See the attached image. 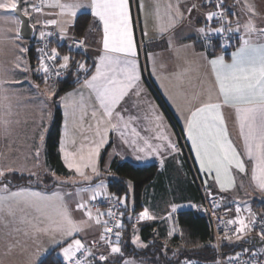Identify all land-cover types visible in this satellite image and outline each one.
Segmentation results:
<instances>
[{
    "label": "crops",
    "instance_id": "crops-1",
    "mask_svg": "<svg viewBox=\"0 0 264 264\" xmlns=\"http://www.w3.org/2000/svg\"><path fill=\"white\" fill-rule=\"evenodd\" d=\"M38 1L40 0H37V2ZM50 2L51 0H44L42 10L38 11L43 12L40 17L42 24L39 32H44V37L58 33V37L55 38L56 41L60 44L65 43L68 45L69 39L73 35V26L77 17L83 13L91 15V10L89 8H82L77 12L76 17L71 19V22L65 23L68 18L59 15V9L46 6ZM82 2L87 4L88 0H82ZM159 3L161 5V12L164 11L165 5L172 3L174 5L178 4L180 11L183 13V17L177 18L175 26L164 33L163 36H160L155 30L157 0H129L130 22L133 31L136 56L128 57V59L135 61L140 80L137 87L131 90L114 110L115 113H119L124 117V121L120 123L118 131L111 130L107 133V142L100 148L99 156L96 158V167L99 175L94 174L90 168L84 169L86 175L90 177L89 180H85L83 177L77 175L74 169H69L66 166L64 154L61 152V142H66L65 109L61 98L73 92L77 94L83 92L84 95L87 96L88 90L83 89L81 87L82 83H80L59 96L55 93V97H52L53 99L51 100L48 98L49 96L47 97L46 94H44V81L42 83L37 82L34 78L35 74L32 73L30 84L27 85L25 89L28 92L23 96L22 100V103L26 105L25 108L29 116L27 121H29V123L33 122L32 124H34V121H37L36 118L43 115L39 113L47 109L46 113L48 111V116H50L48 125L51 126L54 120L55 104L58 103L57 105L62 113V126L58 151L68 174H55L47 163L46 139L52 126L24 127L26 128L25 132L27 137H31V140H27L26 145L29 149H32L33 153L31 156L34 163L36 165L42 164V168L46 166V172L38 173L40 175L39 178L42 179L49 175L52 181L48 186L44 185V187L26 186L17 189H11L9 187V190L17 191L25 189L39 191L49 196L58 192L63 196L69 209L72 210L74 219L77 221L87 220L84 211L75 210L76 205L79 203L74 198L77 193V188H86L85 182L92 183L98 179H103V181L107 183V178H117L111 168L115 161L119 163H129L137 168L157 166L159 176L154 183L150 185L149 194L151 196L152 192H155L157 195H161L162 197L165 196L166 201L164 202H166V204L171 203V207L165 211L162 210V205H159L161 201L156 199V207L153 211H159V209H161L163 214L160 216L161 214L156 215L155 212H153V219L146 224L150 225L152 233L159 231L162 239L161 241L164 244V242H168L169 239L172 241L173 238L182 236L180 231L179 233H175L172 237H170L168 232L169 227H175L179 230L176 221V216L179 212L192 211L203 215V195L207 197H219L221 199V205L231 209L235 220L237 217H243L246 222H248L255 215L264 212V193L260 192L251 180V162L244 156L243 140L240 136L238 123L233 110L225 107L222 109V112L225 117L229 138L232 140L237 151L241 154V158L244 159L245 162L244 173L239 172L235 168L232 169V175L235 180L234 187H231L227 191H221L219 184L215 182V174H208L200 170L199 163L196 161L195 152L192 149L191 141L187 139L185 117L189 115L190 109H194L199 104V101L191 100V97L195 93H203L201 99H204L207 90L212 88L214 84V76L211 73L209 60L223 56L226 62H230L231 54L236 49L229 53V59H227L224 54H218L216 56L209 55V50L211 48L202 44L203 38L198 32V29H207L209 26L210 21L207 20L208 13L204 10H191V12H189V8L192 7L195 0H159ZM245 3L255 8L257 15L252 17V20L256 26L258 28L264 27V0H239V2L238 0H229L228 8L231 13L232 28L238 38L245 34L243 25L250 18V14L243 6ZM37 5L38 4H36V6ZM173 15H175V13H173ZM52 20L57 21V23H47ZM237 26H239L240 31H235ZM62 27L64 28L63 34L61 33ZM145 32L147 35H145ZM34 36H36V32ZM84 38L88 47L85 51L84 58L90 62L94 68V65L98 63L99 56L103 54V28L98 19L92 15L90 26ZM255 38L256 37L253 36V39ZM169 41H171V46H169ZM177 48L181 49V55L183 57L191 61V71L188 73L187 77L190 83L185 84V91L187 93L186 98L177 97L176 88L174 86L175 81L172 79L174 73L181 71L182 68L188 67L184 64L183 59H178L176 54ZM37 85L38 87H36ZM137 91H139V95H136ZM43 101L45 103H43ZM157 113L163 117V127L160 129H158L153 122V117ZM113 122H116L115 115ZM94 123L95 121L91 119V113L89 111L88 115L84 117V127L87 128L89 124ZM125 123L127 124V128L124 127ZM133 129H135V132L139 135H134ZM68 131L75 135L77 144H79L82 137L79 130L73 129L71 117L68 118ZM121 132L124 133L123 138L120 135ZM161 134L166 135L172 143L177 146L179 151L172 153L170 149L166 147L168 140L155 139L157 135ZM85 135L91 138L93 133L89 132L85 133ZM41 137H43V139H41ZM125 140L128 141L127 144L124 142ZM133 140L141 147L144 146V141L147 140L153 147L160 145L161 150L157 154L145 156L144 153L134 151L132 146ZM66 147L68 150L73 149V146L67 144V142ZM37 151L39 152V156H37ZM146 151L150 150L146 149ZM137 156H141L143 159L138 160ZM19 171L13 173L29 176H31V174L35 175V173L25 170ZM64 176H73L72 178L78 180V182L71 184L70 182L62 181ZM82 178L83 182H81ZM49 187H52V189H49ZM3 194V186H1L0 195ZM106 194H109L107 186L100 196ZM88 203H86V205ZM127 205L131 208L129 201ZM146 205H149V202H146ZM173 207H175V211H173ZM237 208L240 209L239 213H237ZM142 210L143 208L139 212L141 213ZM93 211V219L82 225V232L77 233L75 237L67 238L68 241L73 238L80 239L86 248L100 241L101 233H103L102 225L107 219L108 212L103 208ZM171 213L174 215V217H172V222L167 219ZM35 216V212L27 210L25 212H17L15 218L5 217L4 220H0V264H40L52 253L57 257L58 250H61V248L55 245V241L51 237L44 235L33 238L30 225L22 222L23 218L35 222ZM97 217H99L101 221L99 225L95 223ZM17 229L20 231H17ZM25 231L29 232V235H24ZM250 235L251 234L246 233L242 235L240 239L236 238L228 245L241 243L245 239H248ZM56 239L64 238L57 234Z\"/></svg>",
    "mask_w": 264,
    "mask_h": 264
},
{
    "label": "snow or ice",
    "instance_id": "snow-or-ice-1",
    "mask_svg": "<svg viewBox=\"0 0 264 264\" xmlns=\"http://www.w3.org/2000/svg\"><path fill=\"white\" fill-rule=\"evenodd\" d=\"M46 6L59 9V15L68 18L65 23L71 22V19L75 18L77 12L82 8H89L91 15L98 19L103 28V54L99 56L98 63L94 65V72L82 63L78 66L80 71L86 73L81 87L88 90V95L85 96L83 92L78 94L73 92L61 98L65 109L66 142L73 146L72 150H68L66 142H61V152L64 154L65 164L69 169H74L77 175L89 180L90 177L86 175L84 169L90 168L94 174L99 175L96 158L99 156L100 148L107 142V133L111 130L118 131L120 123L124 121V117L115 113L114 110L123 98L137 87L140 80L135 61L128 59V57L136 56L129 0H88L87 4L82 0H63V2L62 0H51ZM243 6L250 14L249 20L243 25L245 34L239 37V46L232 52L230 62H226L223 56L209 60L211 73L214 76L213 87L207 90L204 99H201L203 93H195L191 97V100L199 101V104L189 110V115L185 117V128L187 139L191 141L200 170L208 174L214 173L215 182L219 184L221 191H227L235 186L232 169L235 168L241 173L245 172L244 159L241 158V154L229 138L222 112L225 107L233 110L243 140L244 156L251 162V180L255 187L264 193V27L258 28L252 20V17L257 15L255 8L247 3ZM194 7L195 5H192V8ZM216 7L221 11L208 13L207 20L211 21L214 17L219 16L222 22L226 21L223 0H219ZM32 10L40 11L35 5H32ZM191 10L189 8V12ZM21 15L29 16L28 9L21 7V0H0V16L6 20L10 19L17 25L14 36L0 35V43L4 41L14 43L22 38L21 28L24 21L21 19ZM182 17L183 13L178 4L168 3L164 6V11L161 12V5L157 0L155 30L160 36L175 26L177 18ZM47 23L56 24L57 21L52 20ZM232 31L230 22H227V26L221 23V26L212 29H198L206 43L210 34L220 35L223 40L222 46L228 44L223 34ZM235 31H240L239 26ZM63 32L64 28L62 27L61 33L63 34ZM145 35H147L146 32ZM44 36L45 33L41 32V39ZM253 36L256 38L253 39ZM16 46L18 47V45ZM169 46H171V41H169ZM19 50L20 52L26 51L23 47H20ZM176 54L178 59H183L184 64L188 67L174 73L172 79L175 81L177 97L186 98L185 84L190 83L187 77L191 71V61L181 55L179 48H177ZM58 55L56 49H52L48 59L55 60ZM69 59V56H63V63L60 67L66 69ZM16 67L21 71L28 70L21 68L20 64H16ZM40 70L45 74L49 73V66L44 63L43 56L40 57V67L37 71ZM56 75L59 76L60 73L57 72ZM12 82L20 83V81L0 79V125L5 131H7L10 121L4 117L11 115L10 96L8 95L10 89L6 85ZM139 94L137 91L136 95ZM89 111L91 119L95 123L89 124L85 128L83 121ZM114 115L116 122H113ZM69 117H71L73 129L80 131L82 139L79 144H77L75 135L68 131ZM153 122L158 129L163 127V117L158 113L153 117ZM124 127L127 128L126 123ZM89 132L93 133L91 138L85 135ZM133 134L139 135L135 129H133ZM120 135L123 138L124 133L121 132ZM155 139L168 140L166 147L172 153L179 151L166 135H157ZM124 142L128 143L127 140ZM132 146L135 152L144 153L145 156L157 154L161 150L160 145L153 147L147 140L144 141L143 147L137 145L133 140ZM146 149L150 151H146ZM37 156H39L38 151ZM137 159L140 160L143 157L137 156ZM12 170L11 168L7 169V171ZM4 176L5 169L0 168V178ZM103 189L104 185L100 184L94 189L90 187L78 189V194L85 191L91 192V199L95 200L102 194ZM3 191L4 194L0 195V220H4L5 217L15 218L17 212L31 210L36 213L35 222L26 218H23L22 222L30 225L33 238H38L41 235L51 237L55 241V245L61 248L57 257H62L63 264H92L91 261L82 260L77 256V253L81 252L85 257L93 256L90 249L86 248L80 239L67 240V238L75 237L77 233L82 232V225L93 219L91 209L85 203H78L75 210L84 211L87 220L77 221L63 196L58 192L49 196L39 191L25 189L10 191L7 184L3 185ZM120 203L123 204L124 200L121 199ZM175 210L173 207V211ZM239 212L240 209L237 208V213ZM107 215L112 216L113 213L109 211ZM139 218L141 220L153 219L147 208L140 213ZM95 223L101 224L99 217L95 219ZM227 223L237 224L235 233L242 234L251 230V226L256 221L255 217L248 222L237 217L236 220H229ZM102 227L103 233H101L100 239L108 245L109 254H100L98 260L104 262L109 260V256L123 254L119 247L120 233H115L116 243H113L105 235L109 231L107 221ZM114 227L119 229L121 224L117 223ZM17 231L20 230L17 229ZM57 234L64 239H56ZM24 235H29V232L25 231ZM260 236L261 239H264V227L261 229ZM225 237L231 239L227 231ZM236 238L240 239L241 236L237 235ZM138 241L139 237H135L132 242L136 244ZM53 264H56V257H53ZM124 264H131V262L125 261Z\"/></svg>",
    "mask_w": 264,
    "mask_h": 264
},
{
    "label": "trees",
    "instance_id": "trees-1",
    "mask_svg": "<svg viewBox=\"0 0 264 264\" xmlns=\"http://www.w3.org/2000/svg\"><path fill=\"white\" fill-rule=\"evenodd\" d=\"M201 1V0H196ZM229 0H227V4ZM25 6V2H24ZM231 16V13H230ZM91 22V15L88 13H83L79 15L73 26V35L84 37ZM31 43V48L28 51V59L31 66L39 65V58L37 53V38L34 36ZM239 43V41H238ZM235 44L230 48H223L222 46L215 45L210 47L209 55L216 56L218 54H224L227 59H229V53L232 52L239 44ZM55 46L59 53L63 56L67 55L72 60L77 62L86 61L83 54L73 52L69 48V44H60L58 41H54ZM88 63V62H86ZM93 67V66H92ZM94 68H92L93 71ZM37 82L42 83L46 81L47 76L34 75ZM47 81L55 86L57 89V96L71 90L73 87L80 83L75 81L71 76L64 80H59L55 82ZM62 126V113L58 106H55L54 110V120L52 127L48 133L46 139V155L47 163L50 169L58 175L68 174L65 166L63 165L58 147L61 135ZM112 172L117 178H107V188L108 193L118 199H123L127 197L126 204H124V221L121 227L118 229L120 233L119 236V247H121V252L123 255L111 256L116 263H123L128 258L142 259L143 261L152 259L153 264H172L181 260H201V261H212L214 259V249H213V232L208 219L197 212L192 211H182L176 216V221L178 227L180 228L182 239L180 237L173 238L172 242L174 244H179L180 248L178 253V258L174 260H169L165 254L164 246L161 245L160 241L156 240L152 235V228L149 224H142L141 235L145 243L148 244V249L144 251L137 250L133 248L131 244L132 237V222L127 219L128 214L133 212H139L144 208V198L149 195V187L159 176V171L157 166H150L145 168H137L129 163H119L115 161L112 164ZM46 178V179H45ZM8 182V186L11 189H17L20 187L34 186V187H44V185H36L37 178L29 175H23L19 173H11L5 177ZM48 184L52 181L50 176H45L43 178ZM132 189V208L127 205L129 198V189ZM48 188V187H47ZM52 189V187H49ZM146 196V197H145ZM146 200V199H145ZM107 220V219H106ZM116 243V241H115ZM183 243V247H181ZM236 245H228L224 247V250L229 254ZM108 250V249H107ZM107 250H103L104 255H107ZM180 256V257H179ZM53 257H56L54 253L50 254L45 260L40 264H53ZM110 261H105V263H95V264H107ZM56 264H63L59 257H56ZM112 264V262L110 263Z\"/></svg>",
    "mask_w": 264,
    "mask_h": 264
},
{
    "label": "rangeland",
    "instance_id": "rangeland-1",
    "mask_svg": "<svg viewBox=\"0 0 264 264\" xmlns=\"http://www.w3.org/2000/svg\"><path fill=\"white\" fill-rule=\"evenodd\" d=\"M24 2H25L24 8L28 9L29 16L32 18V23L36 26V36L35 37L37 39H40L41 35L39 34L41 33L39 31L41 30V24H42L40 21L41 19L40 17L43 14V12L33 11L32 5L36 6V4H38L37 6L42 7L44 0H40L38 2L37 0H24ZM195 4L200 5L201 3L195 0V3L193 5ZM191 9L194 10L192 7ZM199 10H203V9H199ZM16 28H17V25L13 23L10 19L6 20L2 16H0V35L14 36L16 32ZM16 45H18V47ZM20 47H23L24 49H26V51L20 52L19 50ZM31 47H32L31 43L23 39L17 40L14 43L12 41H4L0 43V79L9 80V81H20V83L12 82L6 85V87L10 89L8 95L10 96L9 103L11 104V115L4 117L5 119L10 121V123L7 126V131H5L4 128H2L3 126L0 125V168L5 169V176L8 175L9 173L17 172L19 170H20L19 172L25 170L27 172L35 173V175L31 174V176L33 177L37 176L36 178L38 181H36V185L42 184V185L48 186L49 184L45 182L43 178L40 179L39 178L40 175L38 174V173L46 172V169H45L46 166H43L42 168V164L36 165L34 163V160L32 159V156H31V154L33 153L32 149H29L28 146L26 145L27 140L28 141L29 139L31 140V137L30 136L27 137V134L25 132L26 128L24 127H51L52 126V125L51 126L48 125V122H50V116H48V111L46 113L47 109L45 111H42V113H39L43 115L38 116V117L36 116L37 121H34L35 122L34 124H32L33 122L29 123V121H27L29 116L27 115V110L25 108L26 105L22 103L23 96L28 92L25 89H26V86L30 84L31 74L33 73L35 75H42V76L46 75L42 70L37 71L40 65H35V66L30 65V62L28 59V51H29V48ZM16 64H20L21 68H27L28 70L21 71L20 68L16 67ZM44 88H45L44 94H46L47 97L49 96L48 98L52 100L53 99L52 97H55L54 94L57 93V89L55 88L53 84L47 81V78L44 83ZM43 103L45 102L43 101ZM57 104L55 105L58 106ZM36 158H39V157H36ZM36 162H37V159H36ZM8 168H11L13 170L7 171ZM5 176L0 178V187L5 184H8V182L5 180ZM72 177L64 176L62 181L70 182L71 184L77 183L78 180ZM81 182H83V178L81 179ZM85 184H86V188L90 187L93 189L96 188V186L100 184H103L104 188H106L107 186V183L104 182L103 179H98L97 181H94L92 183L85 182ZM76 191L77 193L74 196V198L79 203L81 202L84 203L86 201H87L86 203H88L91 200V196H92L91 192L85 191V192H79L78 194V188L76 189ZM129 194L130 195H129L128 201L131 204V208H132L131 186L129 189ZM156 199H159L161 201L159 205H162L161 206L162 210L165 211L166 209L171 207V203L166 204V202H164L166 201L165 196L162 197L161 195H157L155 192H152V195L150 197L149 195H147V198H144V204H143L144 208L142 211H144V209L147 208L152 217L154 215L153 212H155L156 215L161 214L160 216H162L163 211L161 209H159V211H153V209L156 207V204H155ZM123 200H124V204H126L127 197H124ZM146 202H149V205H146ZM93 212L94 211L91 210V213ZM133 214H134L133 212L128 214V219L133 224L131 244L133 248L137 250H140V251L147 250L148 244L145 243L143 240V237L141 235V229L143 227L142 224L144 225L147 222H150L151 219L142 220L141 224H137L133 222ZM172 217H174L173 213L169 214V217L167 219L172 222ZM179 231H180V228L178 230L175 227H169L168 229L170 237L174 236V234L177 232L179 233ZM152 235L154 236L156 240L158 241L162 240L160 237L159 231L152 233ZM251 236H256V235H250L249 237ZM135 237H139V241L136 244H133L132 241ZM180 238L182 239V236H180ZM160 243L162 246L165 245L164 246L165 254L167 255V258L169 260H174L178 258V253H179L178 249L180 248L179 244L178 245L174 244L172 241H170V239L168 240V242L167 241L166 243L164 242V244L162 243V241ZM181 245H182L181 247H183V243ZM60 251L61 250H58V253ZM108 254H109V251L107 252V255ZM59 258L62 259V257H59ZM108 261H110V263L112 262V264H119V263H116V261H114L113 258L111 259V256H109ZM125 261H129L131 262V264H153L154 262V260L152 259H149V260L146 259V261H143L142 259H137V258L136 259L128 258ZM124 262L121 264H124ZM191 262H192L191 260L189 261L181 260V261H178L172 264H191ZM110 263L108 262L107 264H110Z\"/></svg>",
    "mask_w": 264,
    "mask_h": 264
},
{
    "label": "built area",
    "instance_id": "built-area-1",
    "mask_svg": "<svg viewBox=\"0 0 264 264\" xmlns=\"http://www.w3.org/2000/svg\"><path fill=\"white\" fill-rule=\"evenodd\" d=\"M219 0H201L200 5L195 4L194 10L203 9L207 13L217 12L219 13L221 9L216 7ZM37 8L42 10L41 6H37ZM223 10L226 15V21H221L219 16L214 17L207 29H212L215 27L221 26V23H224L227 26V22L231 23L232 19L230 16V10L228 8L227 0H223ZM58 37V33H54L50 36H46L43 39H37V53L39 58L40 65V57L43 56L44 63L49 66V73L46 74L47 79L51 82L59 81L67 79L68 77H72L75 81L83 82L86 73L79 70V64H84L86 68L92 71V64L90 62L83 61L77 62L75 60L69 59L68 67L61 68L60 65L63 63V55L59 53L57 47L54 44L55 38ZM223 37L227 39V46H222L223 40L220 35L210 34L208 37V42L206 43L204 39H202V44L205 46H215L219 45L223 48H230L231 46L238 43L239 38L235 34L234 31L228 33H224ZM79 42V43H78ZM69 48L73 52L80 53L85 55V51L87 50V44L84 37L72 35L69 39ZM56 49L59 54L55 60H49L48 56L51 55V50ZM43 50V51H40ZM88 62V63H86ZM59 72L60 75L57 76L56 73ZM203 205H202V213L208 219L212 232H213V249H214V259L212 261H201L194 260L191 264H264V256L260 255L258 252L254 250H250L248 252L244 250L237 251L233 254H227L224 250V247L229 243L233 242L237 235H245L251 234L256 235V237L261 238L260 233L262 227H264V212L255 215L256 223L251 226V230L246 233L237 234L235 233V229L238 227L237 224H228L229 220H235L230 208L221 205V199L219 197H207L205 195L202 196ZM87 206L91 210L98 209H106L107 212L111 211L113 213L112 216L107 215V226L109 231L105 234L108 238L111 239L113 243L116 241L115 233L118 232V229L114 227L115 224H123L124 221V213L123 209L124 204L120 203V199L110 194L102 195L97 197L95 200H91ZM140 212H136L133 214V222L137 224H141L142 220L139 218ZM241 219H244L243 217ZM245 220V219H244ZM246 222V220H245ZM227 231L228 236L231 239H227L225 237V232ZM250 238V237H249ZM90 251L93 253V256L85 257L83 252L77 253L79 258L86 259L91 261L92 264L95 263H105L98 260L100 254H104L103 250L109 249L108 245L100 239L99 242L94 243L91 247H89ZM95 257V259H94ZM238 257V259H236ZM230 258H232L230 260Z\"/></svg>",
    "mask_w": 264,
    "mask_h": 264
},
{
    "label": "water",
    "instance_id": "water-1",
    "mask_svg": "<svg viewBox=\"0 0 264 264\" xmlns=\"http://www.w3.org/2000/svg\"><path fill=\"white\" fill-rule=\"evenodd\" d=\"M21 7L24 8V0H21ZM21 19L24 21L21 28V39L25 41H32L34 39L36 29L32 23L31 17L21 15ZM240 250H244L246 252L254 250L264 256V239L252 236L245 239L243 242L236 244L235 248L229 254H233Z\"/></svg>",
    "mask_w": 264,
    "mask_h": 264
}]
</instances>
